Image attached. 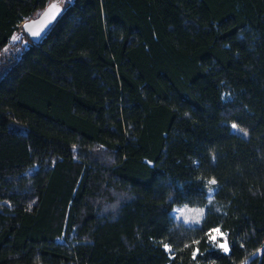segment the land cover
<instances>
[{"label":"trees","instance_id":"1","mask_svg":"<svg viewBox=\"0 0 264 264\" xmlns=\"http://www.w3.org/2000/svg\"><path fill=\"white\" fill-rule=\"evenodd\" d=\"M50 1L0 0V264H264V0H61L34 43Z\"/></svg>","mask_w":264,"mask_h":264},{"label":"water","instance_id":"2","mask_svg":"<svg viewBox=\"0 0 264 264\" xmlns=\"http://www.w3.org/2000/svg\"><path fill=\"white\" fill-rule=\"evenodd\" d=\"M63 11L62 1L52 0L38 15L22 22V29L34 43H39Z\"/></svg>","mask_w":264,"mask_h":264},{"label":"rangeland","instance_id":"3","mask_svg":"<svg viewBox=\"0 0 264 264\" xmlns=\"http://www.w3.org/2000/svg\"><path fill=\"white\" fill-rule=\"evenodd\" d=\"M21 27H22V23H21ZM213 193V190L211 189L209 191V195L211 196ZM204 214V209H200V208H194V207H190L188 205H178L173 209L172 215L175 219L177 220H182L186 223H197L203 216ZM218 235H221L220 233H218V231L214 232L213 238H217ZM221 245L223 247H225L227 249V247L221 243Z\"/></svg>","mask_w":264,"mask_h":264},{"label":"snow or ice","instance_id":"4","mask_svg":"<svg viewBox=\"0 0 264 264\" xmlns=\"http://www.w3.org/2000/svg\"><path fill=\"white\" fill-rule=\"evenodd\" d=\"M53 7H55V6H53ZM14 39H15V37H14Z\"/></svg>","mask_w":264,"mask_h":264}]
</instances>
